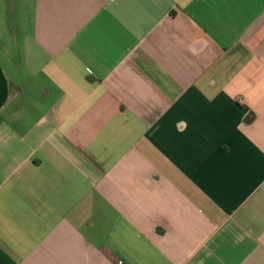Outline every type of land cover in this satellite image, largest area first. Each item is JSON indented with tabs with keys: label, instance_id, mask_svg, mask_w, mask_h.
Returning <instances> with one entry per match:
<instances>
[{
	"label": "crops",
	"instance_id": "obj_1",
	"mask_svg": "<svg viewBox=\"0 0 264 264\" xmlns=\"http://www.w3.org/2000/svg\"><path fill=\"white\" fill-rule=\"evenodd\" d=\"M118 262L264 264V0H0V264Z\"/></svg>",
	"mask_w": 264,
	"mask_h": 264
},
{
	"label": "built area",
	"instance_id": "obj_2",
	"mask_svg": "<svg viewBox=\"0 0 264 264\" xmlns=\"http://www.w3.org/2000/svg\"><path fill=\"white\" fill-rule=\"evenodd\" d=\"M239 100V102H242V100L241 99H238ZM118 264H122V262H118Z\"/></svg>",
	"mask_w": 264,
	"mask_h": 264
}]
</instances>
